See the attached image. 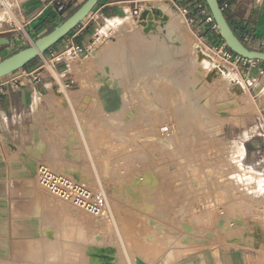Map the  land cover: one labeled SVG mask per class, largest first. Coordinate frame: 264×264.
I'll return each mask as SVG.
<instances>
[{
	"label": "rangeland",
	"instance_id": "obj_1",
	"mask_svg": "<svg viewBox=\"0 0 264 264\" xmlns=\"http://www.w3.org/2000/svg\"><path fill=\"white\" fill-rule=\"evenodd\" d=\"M164 1L171 7L167 0H145L140 2L139 10L149 9L153 4ZM7 2L11 10L18 6L17 0H7ZM246 3L247 13L252 16V13L260 4L259 0H247ZM173 11L179 21L173 20L171 26L174 25L179 28H176L175 31L169 29L173 31L169 38L172 41L170 43L176 44V46L185 43L186 38L182 37V34L184 36L185 33L181 32V28L187 26L199 37L202 44L208 46L209 49L205 50L212 55L216 63L229 71L227 75L233 78V81L239 86L248 88L256 106L252 108L240 100L235 103L236 99L239 98L226 97V86H222V89H220L221 86L219 85L222 84H216L212 90L216 92L214 95L218 99H211L204 109L192 108L189 102L183 100L187 97L182 79H175L176 74L173 69L172 73L167 70V63L174 61L179 64L180 75L186 71V58L183 57V52L179 48L176 57L168 58L166 65L163 66L164 68L161 67L163 68L162 72L156 70L152 72L153 74L149 73L155 69L153 67L147 72L148 74L136 76L133 80L134 88H131L137 94L134 95V103L128 112L117 118L119 122L115 123L114 118L112 119L108 113L105 98L101 96L97 88L92 87L91 84H85V82L79 84L80 77L78 74L75 76V74L80 70L81 74L85 73L90 76L97 75L96 70L104 73L105 68L99 62H93L92 60V53L99 50L107 49L112 54L111 60L122 62V51L130 39L124 38L125 28L122 30L118 26L123 24L122 26L125 27L131 19L134 21L138 19L130 15L127 18L117 19L115 22L103 23L98 30L101 39L94 44L95 50L89 54L83 52L75 57L66 55L60 61L63 62L60 67L68 64L67 68L63 67L62 69H68L70 73L53 66L54 71H56L54 74L59 78V86L55 89L52 88V91L54 90L59 94L52 92V96L55 97V104L52 106H57L60 111L69 110L71 107L79 108V106L86 109H96L98 112L96 123L101 128L105 127V129L98 131L82 130L80 133H82V138L85 140L81 146L73 150L70 155L72 161H69L63 158L64 148L59 144L60 137H64L65 129L63 127H66L65 124L68 127L70 126L68 121L63 122L64 120L60 116L55 123L47 122L51 127V132L47 135L48 156L42 161L54 171L85 182L95 192H102L107 198V209L99 217L82 210H71L42 186L37 172L36 181L40 195L35 203L39 206L44 204L50 209L49 212L45 211L46 222L50 225L49 229L42 225L39 217H31L25 219L14 218L13 228L8 227L6 220L1 219L0 231L3 234L13 232L14 236L25 235L33 238L44 234L51 241L46 239L37 242L19 240V244H16L14 248L13 256H9L8 244L4 243L1 252L8 257H2L0 264H99L97 251L101 249L99 248L101 245H105V250L114 259V264H136L135 257L141 249L144 250L145 255L153 264H225V257L232 254V252L226 250V247L232 245L221 242L219 260H217V257L215 258V252H218L219 249L211 250L221 238V232L219 234L213 228L218 215L223 214V212L230 216L240 214L245 220H250L253 216L257 218L263 215L264 199L262 194L254 191L251 193L253 199L249 198L244 192L234 187V184L225 183L226 172L222 171H224L223 168H238L235 163L231 162L229 156L243 143V138H252L250 142L255 141V143L264 142V137L258 134L262 132L261 129H258L260 124H264V91L258 97H255L256 93L250 90V86L245 79V75L250 74L249 65H240V61L236 62L234 55L227 58L226 49L228 47L224 40H222L223 43L220 48L213 46L214 42L209 44L204 41L202 37H207L206 35H209V37L212 35L216 38L218 30L205 22V17L199 9H196L198 14L196 18L201 23L196 27L189 25L181 12L174 9ZM3 17L0 18V22L10 21L14 23V18L10 17L6 10ZM176 21L178 25H176ZM195 23L196 20L192 24ZM199 27L200 30L204 29L205 35L196 33V29ZM67 45V41L59 42L53 48L52 53L65 52ZM49 55L44 54L39 57L21 72H30L41 66L43 64L42 57L47 58ZM73 65H78L79 70H75ZM198 76H201L199 71L193 74V77L198 78ZM80 85L83 87V92L87 91L86 93L92 96L93 99H83L82 104H78L74 96L79 95L76 90L79 89ZM217 92L222 95V98ZM79 93H82L81 90ZM160 94H163L164 103L162 97H156ZM146 100L148 101L146 102ZM227 101L233 103L229 105ZM147 103H152L154 108ZM242 104L244 105L242 106ZM229 107L234 109L231 110L229 116L233 122L226 121L221 128L219 125L212 127L213 119L215 122H223V119L217 113L218 110L221 114L224 109L226 110ZM37 108L39 111L42 110L41 101L39 100ZM60 121L62 122L60 123ZM187 129L191 131L192 135ZM245 130L249 131L247 137L243 136ZM79 131L75 130L77 133ZM186 138L189 140L191 138V142ZM70 140L73 144H78L75 137H71ZM61 141H63V138L60 139ZM247 149V155L245 153V155H242L243 157L241 155L236 156L238 161L241 160V168H238L237 171L241 173L253 171L259 175L261 182L264 178V158L256 155L257 158L253 159L252 154L253 151L257 153L259 151L263 155L264 150L256 147ZM67 151L68 147L66 148ZM77 156H81V160L76 159ZM214 169L215 172L212 171ZM217 178L218 183H216ZM232 201L233 203L240 202L236 206H232ZM248 202L250 203L248 204ZM19 207V203H14L11 207L13 213ZM36 213L42 215L40 210H30L28 212L32 215ZM256 220L261 219L257 218ZM262 220L260 222L264 224V219ZM65 228L74 229V237L66 236L64 233ZM228 236L234 238L235 233L232 231ZM233 246L236 247V245ZM206 254L210 257L204 256L207 260V262H204L202 256ZM247 261L248 256H245V264H247Z\"/></svg>",
	"mask_w": 264,
	"mask_h": 264
},
{
	"label": "crops",
	"instance_id": "obj_2",
	"mask_svg": "<svg viewBox=\"0 0 264 264\" xmlns=\"http://www.w3.org/2000/svg\"><path fill=\"white\" fill-rule=\"evenodd\" d=\"M84 1L17 0L18 6L11 10L7 0H0V3H5L4 7L6 10H9L8 15L14 18V23L10 21L0 22V60L50 32L56 25L72 15ZM141 1L145 0H101L86 19L62 41H67L68 43L74 42L77 45L86 47L94 39L95 34L103 23L115 22L117 19L127 18L130 15L137 19L134 16V10L140 7ZM168 1L175 11L181 12L183 15L185 12L187 13L188 19L192 20L190 24L192 27L200 25L201 21L196 18L198 16L196 9H198V2L200 0ZM229 2L230 9L226 15L236 34L250 48L264 50V0H259L260 4L252 13V16H249L248 10H246L247 0H229ZM60 6H63L62 10H60ZM195 20L196 23L193 25L192 23ZM196 33L205 35L204 29L200 30V27L196 29ZM217 35L216 38L212 35L210 37L206 35L207 37L202 38L206 43L210 44L214 42L213 46L220 48L223 39L218 34V31ZM54 47L45 54H51ZM228 52L231 51L227 48L226 56ZM238 61H240V65L245 64L244 61L236 59V62ZM61 63L63 62L57 63L56 67H59L60 70L66 73H70L68 69H62L63 67L67 68L68 64L60 67ZM30 64L18 71L21 72L27 69ZM249 68L250 74L245 75V79L250 86V90L256 93L255 97H258L264 91V62L256 61L252 65H249ZM18 71L0 78V84L19 75ZM80 73L81 70L75 74V76L78 74L80 77L79 84L83 82L84 78ZM58 80V78L55 80L44 74L35 81L30 79L28 82H19L13 85L6 83L2 90H0V220H6L8 227L11 226L13 228L14 218L39 217L42 225L49 229L50 225L46 222L45 211L49 212L50 209L44 204L39 206L35 203L40 195L36 181L38 165L44 163L42 159L48 156L47 135L50 134L51 127H49L47 122L55 123L60 116L64 120L63 122L68 121L70 126L68 127L65 124L66 127H63L65 129L64 137H60L61 140L63 138V141L60 142L59 139V144L64 150H66L68 145L71 146V150H75L82 145V142L85 140L82 138V133H80L82 130L98 131L105 129V127L101 128L96 123V116L98 115L96 109H86L79 106V108L71 107L69 110L60 111L57 106H52L55 104V97L52 96V92L55 91H52V88L55 89V87L59 86ZM80 90L82 93H79ZM76 92L80 95L74 96L78 104H82L83 99H93L92 96L86 93L87 91L83 92L82 85H80ZM38 100L41 101L42 105V110L40 111L37 108ZM261 127L264 128V124L261 123L258 129L260 130ZM76 129L80 130L79 133L75 132ZM258 134L264 137L260 132ZM69 136L75 137L78 144H73ZM251 139L243 138L242 140L246 148V155L248 154L247 148L250 147L262 148L264 150V142H250ZM66 154L67 152L65 151L63 158L70 161L71 159H68ZM256 155L264 158V154L261 155L259 151L258 153L253 151V159L257 158L255 157ZM237 169L234 170L231 167L230 175L233 171H237ZM229 181L230 184L234 182V180H232L233 182ZM54 197L61 200L71 210H81L69 202L56 196ZM14 203H19L20 205L15 213H13V209L11 208ZM30 210H40L42 211V215L40 213L28 214ZM73 214L75 213L73 212ZM220 235L219 242L217 241V244L211 250L219 249L220 252L221 242L232 245L226 247V250L232 252V254L225 257V264H245V256H248L247 264L261 263L262 256L254 247L228 243L227 237L223 234ZM235 235H238V233ZM43 239L51 241L44 234L33 238L25 235L14 236L13 232L11 234H3L0 231V259L8 257L4 256L5 254L1 252L4 243L8 244L9 256H13L14 248L16 244H19V240L37 242ZM247 240L251 239L248 238ZM233 245H236V247ZM203 256L210 257L208 254Z\"/></svg>",
	"mask_w": 264,
	"mask_h": 264
},
{
	"label": "bare ground",
	"instance_id": "obj_3",
	"mask_svg": "<svg viewBox=\"0 0 264 264\" xmlns=\"http://www.w3.org/2000/svg\"><path fill=\"white\" fill-rule=\"evenodd\" d=\"M160 1H163V0H160ZM1 4H0V18H2L5 15V10H6V8L4 7L5 3L2 2ZM8 11L6 10L7 13H8ZM9 13H11V12H9ZM142 15H143V17L141 20L139 19L137 21H134L133 19H131V21H129L125 25V27L122 26L123 24L118 26L122 30H123V28H125L124 29V38L130 39V41L126 44L124 50L122 51V58H123L122 62H119L118 60H115V61L111 60L112 54L110 52H108L107 49L99 50L95 53H92V60H93V62H99L105 68L104 73H103V71L100 72V70H96L97 75L93 74L94 76H90V75H87L85 73H83V74L80 73L81 75L84 76L85 80L83 79V82H85V84H91L92 87L97 88V90L101 94V96L105 98L106 105L108 108V113L110 114L112 119L114 118L113 120L115 123L119 122V120L117 118L119 116L124 115L126 112H128L131 105L134 103V95H137V94H135L136 91L131 89V88H134L133 80L136 78V76H138L139 74H141V75L148 74L147 72L153 67H155V69L153 71H150L149 73L155 72L156 70H159L162 72L163 68H164L163 66H165L167 63V59L171 58V57H176V54H177L176 52L179 48L183 52V57L186 58V63H185L186 71L182 75H180L179 74V71H180L179 70V64L175 63L174 61L167 63V70H169L171 73L174 70V72L176 74L175 79H182L185 95L187 97V98H184L183 100H185L187 103L189 102V104L191 105L192 108L198 109V110L204 109L205 105L209 104L211 99H214V98L218 99V97H215L216 95H214V93L216 94V92H214L212 90L215 88L214 85H216V84L217 85L222 84V85H219V86H221L220 89H222V86H226V89H227V90H225L226 91V93H225L226 97H230V98L235 97V99L239 98V99H236L235 103L238 102L237 100H240V101H242V103L245 102L246 104H248L252 108L254 106H256L255 100L253 99L252 94L248 90V88H246V87L244 88V86H238L233 81V78H230L227 75V73L229 71L222 68L221 66H219L216 63V61L214 60V58L212 57V55L207 50L199 49L200 47L203 46L202 43L200 42L201 40H199V37L196 36L191 29H188L187 26L182 27L183 29L180 27L181 32L185 33V35H186V36L185 35L183 36V34H182V37L186 38L185 43H181L180 46H176V44L174 45V44L170 43L172 41L169 38L171 37L172 32L175 31L176 28H179V27H175L174 25L171 26V22L175 19L177 20V17H176V14L174 13L173 9L168 5V3L166 1L161 2V3H157V4H153L151 7H149V9L142 10ZM177 21H179V20H177ZM177 21H176V23H177ZM176 25H178V23ZM169 29H173V31L169 30ZM169 32H171V33L168 34ZM206 49H209L208 46ZM85 59H87V58H85ZM90 61H91V59H90ZM73 67H75V70H77V71L79 70L78 65H75V66L73 65ZM161 67H163V68H161ZM197 71H199V73H201V76H198V78L193 77V74ZM94 80H96V81H94ZM150 84H151V82H150ZM146 85H147V83H146ZM149 87H151V86H149ZM140 88H142V87H140ZM143 88H144V85H143ZM149 89H151V88H149ZM159 89L161 90V88H159ZM137 93H138V91H137ZM219 94L220 93H218V95ZM162 95L163 94L156 95V97L157 98L162 97ZM219 96H221L220 98H222V95H219ZM41 97H43V96H41ZM143 98H144V96H143ZM146 99H148V98H146ZM231 100L233 101V98ZM147 101L148 100H146V102ZM185 101H183V102H185ZM162 102H163V97H162ZM227 102H229L228 103L229 105H230V103L231 104L233 103L231 101H227ZM149 104H151V107L154 108V106H152V103H149ZM185 105L187 106L186 103H185ZM223 105H224V102H223ZM243 105L244 104H242V106ZM176 106H177V104H176ZM232 107H233V105H232ZM231 110H234V109H232V108L230 109V107H229L226 110L224 109V112H222L221 114H219L220 110H218L217 113L223 119V122L222 121L221 122L220 121L215 122L213 119V126L212 127H214L215 125H217V126L219 125V127L221 128L223 126L224 122L225 123H226V121L230 122V123L233 122V120L229 118L230 113L232 112ZM162 113H163V111H162ZM216 118H219V117H216ZM139 126H141V125H139ZM129 128H130V125H129ZM188 131H190V130H188ZM201 131H203V130H201ZM163 132H164V130H163ZM196 132H194V133H196ZM166 133H168V132L166 131ZM190 133H191V131H190ZM191 135H192V133H191ZM191 135H189V136H191ZM248 135H249V131L245 130L243 133V136L247 137ZM191 138H193V137L191 136ZM191 138H190V140L186 138V140H189L191 142ZM70 139H71V137H70ZM175 141H176V139H175ZM193 143H194V141H193ZM225 144H226V142H225ZM163 146H165V145H163ZM70 147L71 146L68 145V151L66 154L68 159H70V155L73 153V150H71ZM187 147H188V145H187ZM65 151L66 150H64V152ZM232 153L229 156V159L231 160V162L235 163L238 168H241V165H240L241 160L238 161L236 156L245 155V153H246L245 145L243 143H241ZM227 154H228V151H227ZM236 154H238V155H236ZM242 157H241V159H242ZM76 159L81 160V156H79V157L77 156ZM164 163H165V161H164ZM162 164H163V162H162ZM162 164H160V165H162ZM173 164H175V163H173ZM169 167H172V166H169ZM191 167H193V166H191ZM165 168H168V167H165ZM216 169H218V168H216ZM233 169H235V168H233ZM223 170L224 171H222V172H226V175L224 177V179H225L224 182L230 183L229 180H231V182H233L232 180H234V182L232 183V184H234V187H236L239 190H241L242 192H244V194L246 196H248L249 198L253 199V196L251 195V193L254 191H256V193H259V194L261 193L264 195V178L260 182V177L257 173H255L253 171H248L246 169V171H248L246 173L245 172L241 173L239 171H233L232 174L230 175V173H231L230 168L229 169L223 168ZM164 171L166 172V170H164ZM168 171H169V169H168ZM175 171H176V169H175ZM212 171L215 172V169ZM186 172H188V171H186ZM223 176H224V174H223ZM218 178H219V176H218ZM218 178H217L216 183L219 182ZM225 196H224V198H225ZM239 200H241V199H239ZM229 201H227V202H229ZM239 202L240 201H236V203L235 202L233 203V201H232L231 205L236 206L237 204H239ZM241 203H243L242 200H241ZM249 203L250 202H248V204ZM106 209H107V207L105 208V210ZM253 209H254V206H253ZM99 216H97V217H99ZM257 218H260L261 220H256ZM257 218L245 220L244 217L241 216L240 214L230 216L226 212H223V214H221V215L219 214L217 219L214 221L213 228L219 234L221 232V234L225 235L227 237L228 243L238 244L239 246L242 245V246L255 247V243L260 241L261 248H264V243H263L264 242V224L260 222V221H263L262 219H264V216L260 215ZM221 219H223L222 223H220ZM249 222H251V224H254L253 228L251 230H249V228H251V226H248ZM239 224L241 226H239ZM211 229H212V226H211ZM211 229H210V231H212ZM257 229L259 230L260 234H253L254 230H257ZM73 230L74 229L69 230L68 228H65L64 233L66 236L74 237L75 231H73ZM245 230H247V233ZM232 231L235 234L238 233V235H235L234 238H229L228 235ZM49 233H51V231H49ZM245 233H246V235H245ZM248 238H250L251 240H247ZM51 248H52V246H51ZM99 248H101L97 251V256L99 257L98 258L99 264H114V262H113L114 259H112L111 258L112 256L110 254H108L107 251L105 250V245H101V246H99ZM262 251H263V249H262ZM53 252H56V251H53ZM215 254H216L215 258L217 257V260H219V251L215 252ZM51 257H53V256L51 255ZM202 257H203V261L207 262L206 258L204 256H202ZM136 258L142 259L147 264H153V262H151V260L148 258V256L145 255V252L143 249L139 250V254L136 255V257H135L136 264H137ZM263 259H264V256H263Z\"/></svg>",
	"mask_w": 264,
	"mask_h": 264
},
{
	"label": "built area",
	"instance_id": "obj_4",
	"mask_svg": "<svg viewBox=\"0 0 264 264\" xmlns=\"http://www.w3.org/2000/svg\"><path fill=\"white\" fill-rule=\"evenodd\" d=\"M220 5L222 10L227 13V11L230 9V2L229 0L220 1ZM63 9V6H60V10ZM198 9L201 12L202 15L205 17V22L212 26V28L217 30L216 23L214 19L212 18L209 9L205 3L204 0H200L198 2ZM141 11L139 8H136L134 10V16L138 19V17L141 15ZM184 16L187 19L188 24L190 25L192 20L188 19V15L185 12ZM101 39V36L99 32H97L94 36V39L86 46L82 47L80 45L75 44L74 42H69L68 47L65 50V52L60 54L51 53L49 57L43 58V64L36 69L27 72L24 71L20 73L17 76L12 77L8 81H5L4 83L0 84V90L4 87L6 83L10 84H18L19 82H28L30 79H33V81L38 80L42 75L46 74L50 76L51 78H54L55 80L58 78L56 74V71H54V67H56L57 63H60L62 59L69 55L70 57H75L81 55L83 52H87L88 54L95 49L94 44L98 42ZM203 46L199 49L203 50L207 48V45L202 44ZM235 56L236 59L244 61L245 64L252 65L254 60H249L242 58L232 52L227 53V58H231L232 56ZM54 66V67H53ZM59 79V78H58ZM260 132L262 135H264V128L261 127ZM40 182L44 188H46L48 191H50L54 196L67 201L71 203L73 206H75L78 209H81L91 215L99 216L102 213H104L106 208V198L103 195L102 192H95L92 190L85 182L78 181L66 174L56 172L53 169H51L49 166H47L44 163H41L38 165L37 169ZM263 199L264 195L262 194ZM262 214L264 216V201H263V210ZM223 219L220 220V223H222ZM222 225V224H221ZM254 224H251V222L248 223V226H251L249 230L253 228ZM239 226H241L239 224ZM248 230V229H247ZM247 230L246 233H247ZM245 233V235H246ZM253 234H260L259 230H254ZM264 243V242H263ZM242 246V245H240ZM259 253L261 254V263L264 264V248L263 251L260 250L261 243L260 241L255 243L254 247Z\"/></svg>",
	"mask_w": 264,
	"mask_h": 264
},
{
	"label": "water",
	"instance_id": "obj_5",
	"mask_svg": "<svg viewBox=\"0 0 264 264\" xmlns=\"http://www.w3.org/2000/svg\"><path fill=\"white\" fill-rule=\"evenodd\" d=\"M101 0H85L68 18L56 25L50 32L37 38L31 44L0 60V78L8 76L43 56L66 36L72 33L94 10ZM214 19L221 38L234 54L249 60L264 62V50L250 48L234 31L226 13L222 10L220 0H204ZM143 15L138 17L142 19ZM238 85V84H237ZM239 86V85H238ZM137 264H147L137 258Z\"/></svg>",
	"mask_w": 264,
	"mask_h": 264
},
{
	"label": "trees",
	"instance_id": "obj_6",
	"mask_svg": "<svg viewBox=\"0 0 264 264\" xmlns=\"http://www.w3.org/2000/svg\"><path fill=\"white\" fill-rule=\"evenodd\" d=\"M228 18V17H227Z\"/></svg>",
	"mask_w": 264,
	"mask_h": 264
}]
</instances>
